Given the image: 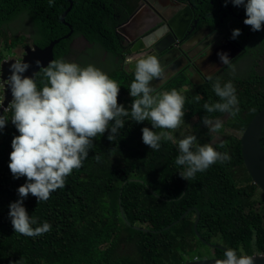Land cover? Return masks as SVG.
<instances>
[{
	"label": "trees",
	"instance_id": "16d2710c",
	"mask_svg": "<svg viewBox=\"0 0 264 264\" xmlns=\"http://www.w3.org/2000/svg\"><path fill=\"white\" fill-rule=\"evenodd\" d=\"M113 1L75 0L66 17L111 53L119 50L116 28L121 21L115 18L105 22L100 5ZM64 3L66 0H55L50 7L48 0H0V46L4 43L11 50L24 40L15 44L22 21L28 17L40 46L68 32L61 22ZM133 10L129 7L121 12L122 20ZM263 39L264 27L256 40L262 50ZM69 54V41L61 40L56 46V59ZM3 57L0 53V63ZM255 63L247 73L232 72L220 81L222 86L231 81L236 89L240 111L235 118L205 111V103L220 101L213 83L205 88L206 98L185 100L180 128L189 127L187 123L197 116L199 122L191 128L197 143H210L218 152H227L229 161L217 162L185 183L177 178L184 169L175 164L180 154L178 145L162 140L160 149L152 150L143 143L142 129L161 130L152 128L148 120L137 123L129 115L123 118L125 126L116 141H109L110 129L94 139L83 166L73 170L65 186L52 192L47 201L39 203L31 194L24 200L28 214L37 220L34 228L45 221L51 225L49 232L37 237L16 234L9 217V206L20 199L18 188L27 183V178H14L8 167L12 140L19 132L10 120L12 111L4 114L10 122L0 140V264H181L197 257H225L226 250L210 248L208 243L232 248L238 256L264 254V192L247 170L239 137L264 109V69L256 71ZM90 64L86 60L81 67ZM109 74L120 86L118 103L130 113L134 100L129 89L132 74L127 70ZM178 86L166 91L177 90ZM225 114L228 117L220 132L229 127L239 134L226 132L213 143L203 118H222ZM174 135L178 139L180 130ZM261 142L264 148V136ZM221 143L224 148L219 147ZM97 155L99 162L94 159ZM189 208L191 212L185 215Z\"/></svg>",
	"mask_w": 264,
	"mask_h": 264
},
{
	"label": "clouds",
	"instance_id": "9594fccd",
	"mask_svg": "<svg viewBox=\"0 0 264 264\" xmlns=\"http://www.w3.org/2000/svg\"><path fill=\"white\" fill-rule=\"evenodd\" d=\"M145 1L148 2V0ZM228 2L229 0H225V5ZM231 2L234 6L245 7L247 17L244 20L245 25L251 26L253 31H260L264 27V0H231ZM48 3L50 7L54 6L55 0H48ZM74 3L75 0H66V3L60 4L61 22L69 30L66 33L63 31L60 37L51 41L59 40V43L61 40L69 41L71 54L64 56L68 62L55 57L56 46L59 43L54 47L52 61H46L38 53L31 60H26V56L30 51H35L36 46L45 48L51 43L46 46L36 43L35 28L29 17L22 21V24L26 26L21 24L22 27L19 28L15 37V44L21 38L24 40L11 50L4 43L0 46V53L4 55L0 63V131L6 128L10 120L18 130L19 135L12 140L8 167L14 178H27V183L18 188L20 199L9 206V217L15 233L27 237L41 236L51 230V225L46 221L41 226L33 227L37 220L31 217L24 207V200L28 195L35 196L39 203L47 201L52 192L65 186L66 178L73 173V170L83 166L93 147L94 139L98 135L103 136L110 129L108 139L116 141L119 130L125 126L123 118L129 115L137 123L148 120L152 128L161 130L157 133L149 127L142 129L143 143L150 146L152 150L158 151L162 140L178 145L180 154L175 164L184 166V169L180 171V176L177 178L185 183H189L198 172L206 171L217 162L224 163L231 159L227 152H218L210 143L198 144L195 135L181 134L183 138L179 136L178 139L174 135L183 123L185 100L198 101L206 98L205 88L209 84L213 83V91L220 101L214 104L205 103L203 107L207 113H227L235 118L240 111L236 89L231 81L222 86L219 77L214 81L209 75L207 77L209 83L197 88L192 96L187 97L180 91L186 83H180L178 77L171 80L164 89L161 82H156L165 76L161 61L157 58L160 52L156 49L168 39V35L173 34L175 37L176 43H173L172 47L178 49L179 58L181 56L186 58L184 51L195 47L189 39L192 33L185 35L188 27L184 28L182 35H179L172 26V21L178 15L169 21L163 15V24L160 27L138 37L131 49L133 57H136L134 63L133 58L126 57V48L119 37V32L129 18L131 22L140 20L141 11L136 13V10L142 0H114L108 5L105 3L100 5L105 12V22L115 18L121 21L116 28L119 50L112 53L99 43L91 41L96 37L90 36L66 19ZM129 7H134V10L122 20L121 12ZM162 8L164 9V4ZM182 12L185 15L181 14ZM182 12L180 20L191 15L189 7ZM128 30L132 31L131 28ZM232 35L235 39L241 35V30H233ZM77 38L86 40L90 47L77 51L73 47ZM13 42L14 39L9 42V46ZM99 46L112 54L109 55L105 51L107 56L102 61L101 68L93 65L81 67L82 65L73 62L72 57L78 54V56L82 55L83 62L87 60L92 64L95 56L92 57L90 51L95 55L96 47ZM168 48L169 46L166 45L163 50ZM153 49L157 53L151 54ZM103 52L104 50L102 55ZM218 55L224 65L234 68L227 53L221 52ZM112 57L114 60L111 62ZM4 61H13L11 75L7 80L2 75ZM188 63L190 64L189 60ZM110 66H114L117 70H127L132 74V78L129 79L132 81L129 89L134 100L130 113L118 103L120 86L108 76L109 73H114L110 70ZM151 81H155V87L150 86ZM7 83L11 90L6 86ZM178 84L177 90L166 91V88ZM6 100H8L7 104L4 103ZM11 111L13 114L9 120L5 115L10 114ZM197 122L199 118L196 116L186 123L188 126L192 124L191 128H193ZM202 122L208 126L210 133H218L223 127L221 120L217 119L213 122V119L207 115ZM194 147L195 150H193ZM219 147L224 148L225 144L221 143ZM94 159L99 162L101 158L97 155ZM191 210L189 208L184 214L187 215ZM198 214L197 212L195 222ZM239 251L243 253L244 250L240 248ZM224 256L226 258L217 260L216 264H254L251 256H238L237 251L232 248H228Z\"/></svg>",
	"mask_w": 264,
	"mask_h": 264
},
{
	"label": "flooded vegetation",
	"instance_id": "af4514ba",
	"mask_svg": "<svg viewBox=\"0 0 264 264\" xmlns=\"http://www.w3.org/2000/svg\"><path fill=\"white\" fill-rule=\"evenodd\" d=\"M162 4H164V9ZM186 7H189L191 15L190 18H187L188 28L185 30V35L192 33L189 39L195 47L184 51L186 58L184 56L179 58L178 49L172 47V44L176 43L173 34L168 35V39L158 46L156 50L160 54L157 55V58L161 61L165 76L156 82L162 83V89L167 87L171 80L178 77L180 83H184L186 80L189 83V85L187 83L183 85L180 91L186 97L192 96L197 88L209 83L207 79L209 75L213 77V80L219 77L220 81H224L230 72L235 71L237 64L249 56H253L251 61H256L254 64L256 71L264 69V50L259 49L256 42L263 27L260 31H253L251 26L245 25L244 20L247 18L245 7L234 6L231 0L227 5H225V0H148V2L142 0L136 10V13L141 11L140 20L131 22V18H129L124 23V28L122 27L119 32V37L126 48V57L133 58L135 63L136 57H133L131 49L138 37L160 27L163 24V15L169 21ZM129 28L132 29L131 32L128 30ZM235 29H240L241 35L234 39L232 34ZM230 44L242 50L234 58H229L234 68L224 65L218 55L224 52L230 57L232 50L230 53L228 50H220L222 48L229 49ZM166 45L169 48L163 50ZM168 51L170 52L163 56ZM155 53L157 52L153 49L151 54ZM184 64L186 65L183 66Z\"/></svg>",
	"mask_w": 264,
	"mask_h": 264
},
{
	"label": "water",
	"instance_id": "95a60500",
	"mask_svg": "<svg viewBox=\"0 0 264 264\" xmlns=\"http://www.w3.org/2000/svg\"><path fill=\"white\" fill-rule=\"evenodd\" d=\"M181 14H184L182 12ZM179 14L173 21L172 26H174L175 31L179 35H182V32L184 28L188 25V19L189 17L185 16L182 20H180ZM179 18V19H178ZM176 22V23H175ZM179 23V24H178ZM178 24V26H177ZM187 29V28H186ZM59 43V40H55L51 42L48 46L45 48H41L36 46L35 51H30L29 55L26 56V60H31L37 53L42 56L46 61H52L54 59V47L55 45ZM233 44H230L229 49L222 48L220 50L227 51L230 53V50H232V53L230 54V59L234 58L238 54L241 53V48L232 46ZM168 53H165L163 56L167 55ZM13 64V61L6 62L4 61L2 65V75L7 80L9 76L11 75V65ZM155 81L150 82V86L155 87ZM7 87L11 90L10 86H8V83L6 84ZM8 100H6L4 103L7 104ZM264 136V109L258 112L251 122L248 124V126L244 129L243 132L240 133L239 137L241 139L242 144V153L245 165L247 167V170L249 174L251 175L254 183H256L260 189L264 192V148L262 146L261 139ZM200 215L198 214V218L195 222V229L198 231V223H199ZM198 235L200 233L198 232ZM208 245L212 248H221L224 250H227L223 245H215L213 243H208ZM254 260V264H264V254H254L251 256ZM226 257H211V258H203V259H194L192 261H186L181 264H216L217 260H223Z\"/></svg>",
	"mask_w": 264,
	"mask_h": 264
},
{
	"label": "rangeland",
	"instance_id": "374dc122",
	"mask_svg": "<svg viewBox=\"0 0 264 264\" xmlns=\"http://www.w3.org/2000/svg\"><path fill=\"white\" fill-rule=\"evenodd\" d=\"M140 18V17H138ZM137 18V19H138ZM22 26H26L25 24H22ZM73 47L77 50V51H80L81 49L83 48H86V47H90V45L87 43L86 40H84L83 38H77L76 41L74 42V45ZM104 50L103 52V55H102V51ZM106 50L103 49L102 47H96V54L93 55L92 51L91 52V56L94 57L95 56V61L90 64V65H93L97 68H101L102 67V61L106 58L107 56V53L105 52ZM109 55H112L110 53H108ZM253 59V56H249L248 58H244L241 62H239L235 68V71L234 72H238L239 74L243 73H247L248 70H250L251 68V65L253 64L254 60L251 61ZM72 60L74 63H77L79 64L80 66L83 64V60H82V55H74L72 57ZM114 60V57L111 58V62ZM110 70L115 72L117 71V69L114 67V66H110ZM103 71V70H102ZM231 73V72H230ZM188 80L185 81V83H187V85H189V83L187 82ZM228 117L227 114L224 115V117H216L213 119V122H215L217 119L221 120L223 123L226 121V118ZM196 120H194L195 122ZM192 125V124H191ZM191 125L187 128H180V136L181 138L183 134V136H188V135H192V130H191ZM206 126V125H205ZM208 128V126H206ZM209 129V128H208ZM209 134H212L213 135V143L216 142V141H220L222 139V136L223 134H227L226 132H231V133H234L235 135L239 134V132H237L236 130L232 129V128H229V127H226V129L223 131V132H218V133H210V129H209ZM3 137V132L0 131V140L1 138ZM211 248V247H210ZM214 249V248H213ZM213 249L212 250H209L211 253H213ZM207 252V249H203Z\"/></svg>",
	"mask_w": 264,
	"mask_h": 264
}]
</instances>
